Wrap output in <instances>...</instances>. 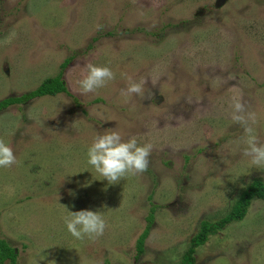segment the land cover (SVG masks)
I'll use <instances>...</instances> for the list:
<instances>
[{"label":"rangeland","instance_id":"374dc122","mask_svg":"<svg viewBox=\"0 0 264 264\" xmlns=\"http://www.w3.org/2000/svg\"><path fill=\"white\" fill-rule=\"evenodd\" d=\"M86 62L115 78L82 95ZM60 73L70 94L0 111V139L18 160L0 168V239L16 264H183L202 222L264 183L230 119L242 93L264 139V0H0V101ZM130 79L146 80L144 99L121 94ZM107 129L153 146L146 172L109 185L87 164ZM63 206L101 212L104 234L72 237ZM195 264H264V200L200 246Z\"/></svg>","mask_w":264,"mask_h":264},{"label":"clouds","instance_id":"9594fccd","mask_svg":"<svg viewBox=\"0 0 264 264\" xmlns=\"http://www.w3.org/2000/svg\"><path fill=\"white\" fill-rule=\"evenodd\" d=\"M15 33L5 38V43L11 42ZM82 78L77 82L80 93H95L103 88L107 82L115 78L113 71L107 66L86 62L82 68ZM146 80L140 82L129 80L121 94L126 97L139 96L145 98ZM150 98V94H148ZM230 119L239 125L243 134L237 141L240 155L246 158L251 167L264 168V139L258 135L254 125L256 114L244 103L242 93L232 96L230 104ZM151 144H139L135 137L125 139L115 129H107L96 133L86 152V162L109 185L119 183L127 176L142 175L149 166L152 152ZM18 164L17 157L10 144L0 139V168H11ZM63 216L67 231L77 240L85 237L96 239L104 234L107 227L104 216L99 211L79 210L68 211ZM40 259H45L41 256ZM49 264H56L55 260Z\"/></svg>","mask_w":264,"mask_h":264},{"label":"trees","instance_id":"16d2710c","mask_svg":"<svg viewBox=\"0 0 264 264\" xmlns=\"http://www.w3.org/2000/svg\"><path fill=\"white\" fill-rule=\"evenodd\" d=\"M70 62L68 59L62 68L64 69ZM67 93L68 91L66 82L62 78L60 73L56 77H51L46 79L36 90L24 94L20 97H9L0 101V111L6 108L17 105L28 103L29 101L42 98L46 96H56L59 94ZM264 200V183L262 181H253L248 189L241 195L239 201L233 206L231 211L216 223L202 222L200 231L191 241V246L185 253L183 257V264H195V254L196 250L203 246L211 236L217 235L219 230L224 229L227 225L232 222L242 221L247 215L249 206L254 199ZM154 209L149 217V224L144 231V233L139 237L137 241V249L139 254L143 253L145 250V242L150 235L152 224L154 222ZM18 258L17 249L11 247V245L3 239H0V264H5L10 262L11 264H16Z\"/></svg>","mask_w":264,"mask_h":264}]
</instances>
